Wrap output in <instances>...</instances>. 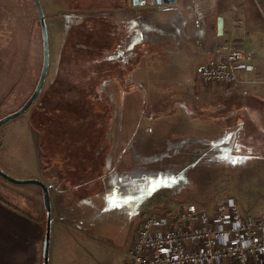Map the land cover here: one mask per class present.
<instances>
[{
  "label": "rangeland",
  "instance_id": "374dc122",
  "mask_svg": "<svg viewBox=\"0 0 264 264\" xmlns=\"http://www.w3.org/2000/svg\"><path fill=\"white\" fill-rule=\"evenodd\" d=\"M39 1L48 32L50 55L48 73L41 94L32 106L23 115L0 127V169L6 174L12 173L11 177L15 179H37L50 187L51 223H54V226L51 228L48 264H125L129 258L131 238L141 215L167 214L180 204L192 203L201 209H210L218 202L233 198L242 215L251 217L262 215L264 210V142L262 138L253 136L252 142L250 137H246L244 142L247 144L244 142L235 144L230 138L227 140L226 134L212 128L210 140L205 141L202 138L192 140L189 137L191 134L189 129L193 126V121L190 119L193 117L188 115L187 107L191 108L190 112L194 107L187 99L190 97L189 93L195 96L203 94L200 93L202 89L198 91L201 87L197 88L196 82L190 79L197 64L183 55L173 56L172 59L168 55L160 57L161 51L171 49L170 46L155 47L153 37L160 33L146 27L147 32H152V35H146L141 30L145 21L134 24V20L129 21L127 18L123 20L127 24L126 28H129L127 32L130 36L132 30L138 29L142 39L147 36L152 37V41L146 43L144 50L149 55L147 69H140V66L135 65L130 73L123 74V76L126 75L124 80L120 79V83L125 88L120 85L122 89H127L124 95L125 100L130 101L129 105H126L128 101L124 104L125 119L127 118L124 129L130 130L124 131L127 137L123 139L128 144L132 142L130 149L127 148L131 157L126 160L131 161L130 165L143 169V172L158 167L162 169L169 167L171 171L174 169L179 174L178 184L173 187H159L149 196L143 193V197L135 201L128 199L123 201L124 198L117 197L115 192L109 190L106 192V202L102 206L91 201L77 202L71 197L70 190L65 188L62 181L59 166L60 153L53 152L48 155V151H58L54 144L59 145L61 141L55 137L49 140L46 138L55 134L53 125L57 124L56 119L62 121L63 126L59 127L77 129L79 125L85 123V120L87 122V119L96 120L91 113L96 108L90 104L92 99L88 96L91 90L88 87L79 88L74 92L82 105H85L81 112L90 111L88 116L77 115L75 110H67L63 105L60 106L55 102L46 106V90L54 94L59 91L52 87L48 89V86L51 82L60 79L56 66L58 58H61L64 63L62 48L65 42L70 43L69 40L73 39L74 32L71 29L78 28L77 24L89 29L90 24L95 22L89 19L82 24L80 20L71 18V15L121 17L123 12L121 7L127 6V2L132 5L133 0H125L124 4L121 0ZM218 1L220 11L225 9L231 11L232 6L245 2V0ZM155 9H157L155 5L147 4L133 8L136 10V15L138 12H145L144 10L153 11H148L147 19L145 15L137 19L138 21L146 19L148 24L155 16ZM184 11L188 13L187 10ZM179 18L182 19V16ZM67 26L71 28L68 34ZM219 40V37H215V42ZM66 50L68 54L73 52L70 46ZM83 53H87V50ZM90 60L92 61L85 54H76L73 62L92 71ZM41 64L40 27L33 1L0 0V119L16 111L31 95L40 75ZM107 68V64L102 63L101 68L94 67L93 71L104 73ZM107 81L110 80L104 83ZM147 83H153L155 88L145 90ZM192 83L193 86L188 93L184 86ZM130 87L131 89L136 87L138 91L128 90ZM113 92L110 102L114 103L112 112L115 111L113 115L118 118L119 112L124 114V105L118 102L122 91L120 88ZM150 92L153 95H150ZM145 94L147 97L155 94L161 104L156 106L149 102L145 103V99L143 101ZM184 101L185 104H182ZM142 102L145 104L143 105ZM126 108L129 109L130 116ZM160 110H165L166 116L159 118L154 115ZM142 113L146 117H140ZM154 116L157 118H150ZM246 119L248 118L242 120L243 126ZM115 122L117 123V120ZM246 122L251 121L246 120ZM48 123H51L53 127L48 128ZM198 124L206 128L203 123ZM114 127L118 126L114 124ZM244 127H247V124ZM138 130L139 133L133 137L130 136ZM246 130L248 129L245 128L242 132L243 135L249 133ZM114 156L113 152L108 154L105 167L103 166L104 170L112 167ZM221 157L227 161H221ZM233 160L236 163H232ZM46 162H53L48 170H46ZM123 168L125 169V166ZM165 179H159L158 184L162 185ZM81 184L83 185L80 189L85 188L87 193L94 189L92 183L82 182ZM3 185L9 186L10 190L3 188ZM16 188L17 186L0 178V195L5 191L14 194ZM32 189L39 196L37 201H43L37 186L19 187V190L28 191L29 194L32 193ZM85 221L88 222L85 223ZM56 230L61 232L60 239Z\"/></svg>",
  "mask_w": 264,
  "mask_h": 264
},
{
  "label": "crops",
  "instance_id": "0c3cea01",
  "mask_svg": "<svg viewBox=\"0 0 264 264\" xmlns=\"http://www.w3.org/2000/svg\"><path fill=\"white\" fill-rule=\"evenodd\" d=\"M124 1L125 0H123L122 4L125 3ZM162 5L163 4L155 5L157 9H155V16L152 17L153 20L151 19L150 24H148V20H146L147 13L148 11H153H137L138 15H136V10H133V8L135 9L138 5H130L128 2L127 6L121 7L123 9L122 16L115 17L113 15L112 18L137 20L145 15V20H137V22L139 24L145 21L141 28L143 31L146 30V27H149L151 30L153 29V31L160 33L156 35L154 33L155 36L153 37V41L155 42V47H171V49L167 48L166 51H161L159 54L160 57L168 55V57L172 59L173 56L177 57L178 55H183L186 59L197 64L195 72H193L190 77V79L196 82L197 88H199L197 82L198 69L207 63L217 47L226 42L237 43L244 41L246 49L256 54L254 65L264 80V0H245L244 3L236 4L235 6L239 5V10L236 11L234 16H232L231 11L228 9L220 11L218 0H175L173 4L167 6L163 5L166 8L161 7ZM139 7H142V5H139ZM184 10H187L188 13L186 14ZM179 16H182V19L179 18ZM234 17L242 20V25L237 30H232L231 27ZM218 18H221L223 22L221 35L217 33ZM215 37H219L220 40L215 42ZM117 40V44L119 43L120 48H117L114 55H112L115 59H113V61L110 59L108 62L114 68H119L116 69L115 72L128 74L135 65L140 66V69H147L149 55L144 50L146 43L152 41V37L145 36L138 42V45L135 46L134 49L128 48L125 34H120ZM120 68L122 69L120 70ZM242 78L250 79V75H243ZM104 85L107 90L106 94L108 96L107 99L110 105L112 118V128L106 144L112 143L111 145L116 146L121 143V147L118 146V150L115 152L112 150V152L113 154H122V158L123 154H126L128 149H130L129 147L132 143L130 142V144H128V142L123 139L127 137L124 131L130 130L124 129L125 123L127 122V118L125 119L124 104L128 99L125 100V93H120L118 102L120 105H124V114L122 115V113L119 112L118 118L117 116L115 117V115H113L115 111L112 112L114 103H111L110 99L112 97V92L120 88L122 91V87L118 81L113 79L105 82ZM183 85L185 84L183 83ZM186 85L187 86H184V88L188 92L191 90L193 83ZM132 88L133 89L130 87L128 90H133L132 92L138 91L136 87ZM152 88H155L153 83H147L144 89ZM200 90L201 88L198 89V91ZM201 92L203 94L199 96H195L188 92L190 97L187 101L194 107L191 112V108L187 107L188 115L193 117L190 118L193 121V126L189 129V132H191L189 137H191L192 140L195 141L200 138L205 141L210 140L209 136L212 134V128H215L223 132L224 135L226 134L225 137L227 140L230 138L231 142L235 144L244 142L246 137H250L253 142V136L262 138V142H264V82L239 84L230 96H223L219 92L205 93L202 90L200 93ZM113 94L115 95V92H113ZM151 94L153 95V93L150 92V95ZM144 99L145 103L149 102V104H155L156 106L161 104L160 99L155 96V94L154 96L148 97L147 94H145L143 101ZM145 103L142 102L143 105ZM129 104L130 101L126 103V105ZM182 104H185V101L182 102ZM127 110L128 116H130L129 109ZM165 110H160V112L157 111L154 115L159 118L166 116L164 115L166 114ZM135 115L137 116V114ZM144 116L143 113L140 114V117ZM157 117L154 116L150 118ZM245 118H248L246 119L247 121H251L249 123L245 120L247 127H244L245 124L243 126L244 122L242 123V120ZM116 120L117 123L115 122ZM138 120L140 119L138 118ZM198 123H203L206 128H202ZM114 124L118 127L115 128ZM245 128L248 129L246 132L249 133L243 135L242 132L245 131ZM137 133H139V130L134 131L130 136L133 137ZM108 154L110 153H107L106 161L108 159ZM120 154H118V156ZM121 158L119 157L116 166L121 163ZM116 159L117 157L114 156L113 161ZM221 161H227V159L222 158ZM8 174L12 176V173ZM62 179L65 188L68 189V191L70 190L69 195H72L71 197L75 198L77 202L89 203L88 201L90 200H86L81 195L74 192L75 188L73 187L74 185L72 186L73 181L71 177L62 176ZM15 186H17V188L14 194L5 191L0 195V264H42L46 225V214L43 209V201L38 202L39 196H37L33 189L31 190L32 193L29 194L28 191L19 190L20 186ZM2 187L10 190L8 189L9 186L3 185ZM31 199L33 200L31 201ZM53 226L54 223H51V228ZM56 232L58 239H60L61 232L59 230H56ZM62 238L63 236L61 239Z\"/></svg>",
  "mask_w": 264,
  "mask_h": 264
},
{
  "label": "trees",
  "instance_id": "16d2710c",
  "mask_svg": "<svg viewBox=\"0 0 264 264\" xmlns=\"http://www.w3.org/2000/svg\"><path fill=\"white\" fill-rule=\"evenodd\" d=\"M71 18L80 20L82 24L89 19L94 20L96 23L94 22V24H90L91 27H89V29L82 28L79 24H77L78 28L76 29H71L67 26V34L70 33V29L74 32L73 39L69 40L71 41L70 43L65 42L63 44L62 52L65 60L63 63L62 59L58 58L59 61L56 66V71H58V77H60V79L56 82H51L48 86V89L49 87H52L59 91L54 94L50 93L49 90H46V106L51 102V104L55 102V104H60V106L63 105L67 110H75L77 115L88 116L90 111L87 110L83 113L81 112L84 110L85 105H82L81 101L74 94L77 89L88 87L91 90V94L88 96L92 99L90 104L96 108L91 113L96 120L87 119V122L85 120V123L79 125L77 129L74 127L68 129L59 127L63 126L62 121L56 119L55 123L57 124L53 125L55 128L54 131L56 132L55 134L50 135V138L47 137L46 140L55 137L61 142L59 145L54 144V146L58 148V151H48V155L49 153L51 155L53 152H55L54 154L60 153L59 166L61 167L60 169H62V176L71 177L73 181L72 186L74 185L73 187L75 188L74 192L81 195L86 200H90L94 204L97 203L101 206L105 204L107 198L106 192L109 190L115 192L117 197L124 198L123 201L125 199L135 201L142 198L143 193H146V196H149L159 187L175 186L178 184V171H175L174 169L171 171L169 167L166 169L158 167L143 172V169L135 165H130L131 161L129 162L126 160L131 157L129 156L128 151V155L123 154L122 158V154L115 153L117 159L115 161L112 160V167L106 170L103 169L107 153H111L112 150L114 152L117 151L118 146L121 144L120 143L116 146L111 144L104 145V143L107 142V137L112 128V118L110 117L111 109L107 99V90L103 83L106 80H112L114 78V80H117L120 83V79L124 80V77L126 76H123L124 73L122 72H115L117 68H114L108 62L110 59L112 61L115 59L112 55H114L117 48H120L119 43L117 44V37L120 34H125L128 48L134 49V47L138 45V42L142 40L140 30H132L130 36L127 32L129 31V28H126L127 24L124 20L113 19L112 17H84L73 14L71 15ZM133 20L134 24L138 23L136 19H132V21ZM143 32L146 33V35L152 34V32H147V30H144ZM68 46L73 49L72 54H68L66 50ZM85 50H87V53H83ZM76 54H85L92 59V61L90 60L92 71H88L85 67H81L79 64L77 65V63L73 62ZM102 63L107 64L108 68L106 72L103 73L100 71L95 73L93 68H101ZM120 85L123 87L121 83ZM126 91L127 89H122V93H125ZM102 109L104 111L101 112L100 110ZM103 118H105V120H102ZM95 121L99 122L95 124ZM48 125V128H51V123H48ZM103 145L105 147H103ZM118 154L120 155L118 156ZM119 157L121 158V163L116 166ZM135 162L136 164H139L138 161ZM52 163L46 162V170L52 167ZM123 166H125L126 170ZM163 178H166L165 182L162 185H159V179ZM82 182L88 184L92 183L96 190L93 191V189L87 193L85 188L80 189L81 185H83L81 184Z\"/></svg>",
  "mask_w": 264,
  "mask_h": 264
},
{
  "label": "built area",
  "instance_id": "2783aa9c",
  "mask_svg": "<svg viewBox=\"0 0 264 264\" xmlns=\"http://www.w3.org/2000/svg\"><path fill=\"white\" fill-rule=\"evenodd\" d=\"M238 10L233 6L232 16ZM241 25L234 17L232 30ZM255 59L244 41L226 42L198 69L197 82L205 93L230 96L239 84L264 82ZM169 212L141 215L125 264H264V210L260 217L244 216L227 198L210 209L185 203Z\"/></svg>",
  "mask_w": 264,
  "mask_h": 264
},
{
  "label": "water",
  "instance_id": "95a60500",
  "mask_svg": "<svg viewBox=\"0 0 264 264\" xmlns=\"http://www.w3.org/2000/svg\"><path fill=\"white\" fill-rule=\"evenodd\" d=\"M35 11L37 14V19L40 27V36H41V45H42V64H41V71L39 78L37 80V83L35 85V88L31 95L28 97V99L23 103L22 106H20L16 111L4 116L0 119V127L4 125L5 123L23 115L35 102V100L38 98V96L41 94V91L43 89L48 68H49V45H48V32H47V25L45 21V15L41 6V3L39 0H32ZM175 0H163L162 2L160 0H156V4L160 5H170L173 4ZM134 5H142V2L140 0H133ZM151 4H154V0H151ZM222 19L218 18L217 20V33L218 35L222 34ZM0 178L18 186L23 185H35L37 186L42 194V200H43V207L46 214V225H45V238L43 242V251H42V258L43 263L42 264H48L49 261V250H50V235H51V203H50V187L46 185L45 183L41 182L37 179H15L8 174H6L4 171L0 169Z\"/></svg>",
  "mask_w": 264,
  "mask_h": 264
},
{
  "label": "flooded vegetation",
  "instance_id": "af4514ba",
  "mask_svg": "<svg viewBox=\"0 0 264 264\" xmlns=\"http://www.w3.org/2000/svg\"><path fill=\"white\" fill-rule=\"evenodd\" d=\"M141 2H142V6H144V5H152L151 4V0H140ZM161 2L163 1V0H160ZM165 1H167V0H165ZM121 2H123V0H121ZM153 5H156V0H154V4ZM141 6V5H140ZM121 9V8H120Z\"/></svg>",
  "mask_w": 264,
  "mask_h": 264
},
{
  "label": "snow or ice",
  "instance_id": "6c2138e0",
  "mask_svg": "<svg viewBox=\"0 0 264 264\" xmlns=\"http://www.w3.org/2000/svg\"><path fill=\"white\" fill-rule=\"evenodd\" d=\"M232 163H236V161L235 160H233V161H231Z\"/></svg>",
  "mask_w": 264,
  "mask_h": 264
}]
</instances>
